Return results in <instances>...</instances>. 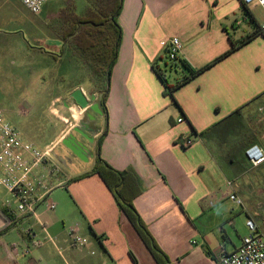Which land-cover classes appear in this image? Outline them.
Here are the masks:
<instances>
[{"label":"crops","instance_id":"obj_1","mask_svg":"<svg viewBox=\"0 0 264 264\" xmlns=\"http://www.w3.org/2000/svg\"><path fill=\"white\" fill-rule=\"evenodd\" d=\"M23 7L34 17L30 30L40 44L35 52L49 65L39 70V82L69 86L48 106L57 134L44 148L53 146L55 153L77 127L92 128L93 143L82 158L66 146L63 154L74 159L69 162L84 158L83 163L75 161L70 170L58 157L60 172L49 178L56 210L41 204L36 218L19 220L31 224L27 230L10 221L12 229L0 237V264H157L111 190L91 174L99 156L113 169L130 172L126 186L139 188L133 204L171 264H219L220 246L236 250L249 233L248 219L264 235V163L254 167L245 154L253 145L264 150V18L256 19L242 0H124L105 113L103 83L64 38L70 28L65 6L49 0L40 14ZM245 12L256 25L253 32L243 26ZM172 38L184 44L180 59L200 71L186 81L189 71L166 58ZM168 69L178 72L169 78ZM78 91L88 107L78 104ZM94 104L100 112L91 109ZM187 139L193 144L185 146ZM56 185L64 190L54 191ZM8 200L6 191L0 212L9 211ZM6 224L0 213V230ZM75 225L89 239L87 246H73ZM33 239L42 246L31 247Z\"/></svg>","mask_w":264,"mask_h":264},{"label":"rangeland","instance_id":"obj_2","mask_svg":"<svg viewBox=\"0 0 264 264\" xmlns=\"http://www.w3.org/2000/svg\"><path fill=\"white\" fill-rule=\"evenodd\" d=\"M87 1L51 0V4L56 7L65 6L63 13L66 14L70 12V9L82 13L88 6ZM250 7L253 9L256 19L264 18L262 7L254 5ZM245 14L246 19L243 26L248 32H253L256 25L251 14L248 12ZM24 20L25 25L22 23ZM33 21V15L28 13L18 0H0V108L5 111L7 119L23 133L25 139L33 141L35 145L43 149L44 145L57 134L50 118L48 106L53 97L65 93L69 86L68 83L52 85V83L42 84L39 82L42 75L39 70H43L49 65L38 58L35 52L40 44L34 40L31 34L30 25ZM42 47L46 50L45 46ZM53 70L56 72L57 65L53 64ZM168 72L167 77L170 78L176 75L178 70L168 69ZM47 73V78L50 79V71ZM69 73L72 75L74 72L70 70ZM57 87H63V90H59ZM31 126L35 130L34 134H32ZM65 150L66 145L62 142L57 145L55 153L53 152L57 162L59 161L58 157H61V162H65L63 167H68L71 170L78 164L75 161L83 163L84 158L77 159L73 163L69 162L70 159H74L64 155ZM90 160L88 162H93L92 159ZM91 168L93 171L94 165ZM61 189L64 190V187L54 186V191ZM3 195H6V191L0 189V196ZM11 205L16 209V202L12 201ZM29 225L31 224L27 225L23 219L15 228L20 231L27 230Z\"/></svg>","mask_w":264,"mask_h":264},{"label":"built area","instance_id":"obj_3","mask_svg":"<svg viewBox=\"0 0 264 264\" xmlns=\"http://www.w3.org/2000/svg\"><path fill=\"white\" fill-rule=\"evenodd\" d=\"M20 1L31 13L40 14L49 0ZM242 2L246 6L258 5L264 10V0ZM260 31L264 35V22L260 25ZM183 49L184 44L178 38H172L167 42L166 58L172 66L177 64ZM192 144L191 139L184 142L185 146ZM53 152V146L41 149L25 140L22 132L7 119L5 111L0 108V187L12 196V199L6 202L8 212L14 214L11 225H16L23 217L36 218L41 204H46L48 210H56V203L49 199L53 190L49 178L60 172ZM245 154L254 167L264 163V150L259 145L250 146ZM230 199L239 206L243 205V201L235 194H231ZM12 201L16 202L14 210L11 209ZM247 227L249 233L236 250L228 252L225 246H220L219 264H264V235L253 219L247 220ZM34 235L32 230L27 231V236L31 239L35 237ZM70 236L73 246L78 248L85 247L90 242L80 233L79 225L70 229ZM42 244V240L33 239L31 247L39 248Z\"/></svg>","mask_w":264,"mask_h":264},{"label":"trees","instance_id":"obj_4","mask_svg":"<svg viewBox=\"0 0 264 264\" xmlns=\"http://www.w3.org/2000/svg\"><path fill=\"white\" fill-rule=\"evenodd\" d=\"M88 3L89 6L82 15L77 14L73 9H70L68 14L63 13L64 21L67 20L70 24V28L64 38L71 39V46L77 56L103 83L100 103L103 111L107 113L106 100L109 92V83L113 66L118 58L123 35L118 17L123 9L124 0H88ZM256 33H259L258 30ZM177 63H180L191 74V76L184 79L185 81L200 72L194 70L180 58ZM159 76L167 92H171V87L168 86L167 80L161 72H159ZM102 140L103 136L99 140L98 150ZM91 174H98L111 190L157 264H171L168 256L159 247L133 204V199L138 195L139 188L135 187L134 184L130 187L126 186L127 177L131 175L130 172H120L113 169L99 156ZM0 213L7 222L6 226L0 230L1 237L12 229L9 222L13 220L14 214L9 213L8 210H2Z\"/></svg>","mask_w":264,"mask_h":264},{"label":"water","instance_id":"obj_5","mask_svg":"<svg viewBox=\"0 0 264 264\" xmlns=\"http://www.w3.org/2000/svg\"><path fill=\"white\" fill-rule=\"evenodd\" d=\"M79 94H81L80 91L74 94L78 104L83 108L88 107L89 102L83 97H79ZM92 98L95 97L93 96ZM91 109L100 112L99 104L92 105ZM74 132L75 134H72L69 138L63 140V143L70 148L75 156L82 158L88 153L89 145L93 143V139L89 135L93 132V129L88 126V129L85 131L84 129L77 127L74 129Z\"/></svg>","mask_w":264,"mask_h":264},{"label":"bare ground","instance_id":"obj_6","mask_svg":"<svg viewBox=\"0 0 264 264\" xmlns=\"http://www.w3.org/2000/svg\"><path fill=\"white\" fill-rule=\"evenodd\" d=\"M75 108V107H74ZM73 110V109H72ZM75 117V116H74ZM76 119H78V118H76Z\"/></svg>","mask_w":264,"mask_h":264}]
</instances>
